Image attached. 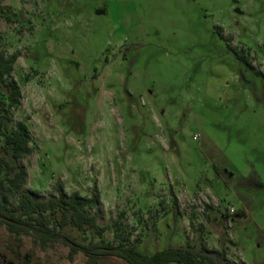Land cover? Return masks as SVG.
<instances>
[{
  "label": "rangeland",
  "instance_id": "1",
  "mask_svg": "<svg viewBox=\"0 0 264 264\" xmlns=\"http://www.w3.org/2000/svg\"><path fill=\"white\" fill-rule=\"evenodd\" d=\"M0 46L19 53L12 116L33 135L23 189L100 193L102 235L61 232L264 264V0H0ZM86 260L0 223L1 264Z\"/></svg>",
  "mask_w": 264,
  "mask_h": 264
},
{
  "label": "trees",
  "instance_id": "2",
  "mask_svg": "<svg viewBox=\"0 0 264 264\" xmlns=\"http://www.w3.org/2000/svg\"><path fill=\"white\" fill-rule=\"evenodd\" d=\"M225 38L228 41L231 36ZM18 55V52L7 54L0 46V223H5L10 231L30 233L45 245L62 237L70 247V255L82 251L87 256L84 264H98L106 255L121 257L126 264H167L171 261L239 264L229 259L223 245L201 243L196 246L186 242L146 253L119 230L115 231L117 243L103 238L81 242L69 233L61 232L60 229L71 225L79 230L92 229L102 235L108 226L99 224L96 214L89 212L100 202L97 188L89 195L77 190L68 193L60 182L56 186L57 195L45 199L35 197L32 189H23L27 169L20 159L33 151V135L24 120L12 116V109L20 104L22 97L21 87L12 76ZM239 56L251 66L249 56ZM256 72L264 75L261 70ZM14 195L16 200L11 199ZM114 225L118 227L116 223Z\"/></svg>",
  "mask_w": 264,
  "mask_h": 264
}]
</instances>
